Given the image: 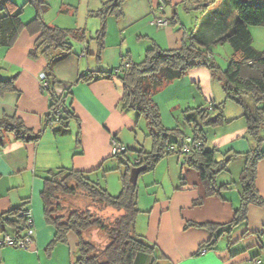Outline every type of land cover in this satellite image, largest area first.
I'll return each instance as SVG.
<instances>
[{
  "label": "crops",
  "instance_id": "obj_1",
  "mask_svg": "<svg viewBox=\"0 0 264 264\" xmlns=\"http://www.w3.org/2000/svg\"><path fill=\"white\" fill-rule=\"evenodd\" d=\"M45 1L49 8L44 19L50 25L86 28L87 31L90 25L92 29L100 26L99 22H90L89 19L93 17L90 12L101 7V0ZM16 2L20 4L19 1ZM181 3L182 0H168L164 10L157 12L159 0H126L119 27L125 31L126 28L140 24V31L143 29L146 38L152 40L150 44L144 41L148 44L147 48L154 42L162 48L179 47L194 29L188 27L178 13L177 6ZM82 6L83 24L79 13ZM215 8L220 7H212L203 12V18H207ZM185 9L187 10L186 6ZM34 12L35 8L29 15ZM156 14L169 17L170 25L155 27L151 22ZM231 15L233 17L229 19ZM210 16L213 18L205 22L202 29L207 32L208 39L215 40L230 30L237 13L224 6V12ZM25 19L22 18L27 22ZM250 30L254 46L264 50V38L257 42L261 34L264 35V27L252 26ZM38 37L39 33L32 34L25 29L20 32L14 45L0 46V75L15 78L14 90L0 92V119L4 116H19L38 137L35 141L22 140L9 132L0 142V214L22 205L31 208L36 230L34 241L28 249L6 245L2 243L4 237L15 234L10 225H5L0 220V264H78L76 234L70 233L66 243H58L49 248L56 230L45 220L41 192L50 170L65 167L97 173L113 155L114 136L122 142L119 134L125 128L133 127L135 118L131 112L134 110L120 106L124 88L118 76L91 82L80 81L78 77L86 71L111 72L118 64L120 66L122 62L125 63V59L131 61L134 54L131 48L126 50L128 46L126 48L124 40L115 43L114 37L108 35L107 40L105 38L106 47L98 60L96 53L99 45L96 40L75 41L81 46L80 55L77 56L73 50L54 69L56 76L62 81L57 86L58 93H64L65 88L69 87L66 103L71 104L76 115L70 120V131L62 134L55 129L59 127V123L47 124L51 97L42 88V75L48 58L30 56V50L36 46ZM221 44L224 43L212 45L214 55L215 48H219ZM86 48L88 52L84 55ZM129 53L130 56L127 55ZM216 80L207 67L200 66L189 70L182 78L169 83L159 92L173 88V91L179 93L187 86L192 89L193 98L198 99L196 105L204 106V101H208L209 105L206 106L210 107L212 103H221L225 98L222 83L218 84ZM157 94L154 99L159 105ZM203 96L205 99L201 100ZM234 104L236 103L227 101L224 106L229 123L205 128V147L216 148L219 158L227 154H238L230 162L229 169L217 176L219 186L228 184L219 195L206 197V188L200 174L183 164L181 156L172 154L159 160L157 170L158 166L162 168V176L156 177L158 179L155 183L158 185L157 189L160 186L164 192L161 193L159 189L151 207L141 210L142 215L138 214L136 220V231L139 228L137 233L144 235L159 249L157 261L153 264H248L252 258H258L264 264V205L249 204L246 220L233 225L231 223L236 210L241 206L237 182L245 163L243 154L254 146V141L248 136V123L242 115V107H233ZM175 107L184 112L196 106L188 98L170 106L173 115L176 114ZM163 124L167 128L178 126L186 135L192 133V130L185 131L183 125L186 123L179 120L177 124ZM74 131H77L76 145H73L71 137L64 139L67 134H72L73 137ZM261 135L264 137V128ZM68 154H72L71 157ZM181 185L184 188L181 189ZM256 185L264 197V158L258 164ZM201 198L202 203L195 204ZM188 222H210L218 224V227L210 229L205 226H187ZM204 249L206 252H203ZM153 259V256L142 254L135 264H152Z\"/></svg>",
  "mask_w": 264,
  "mask_h": 264
},
{
  "label": "trees",
  "instance_id": "obj_2",
  "mask_svg": "<svg viewBox=\"0 0 264 264\" xmlns=\"http://www.w3.org/2000/svg\"><path fill=\"white\" fill-rule=\"evenodd\" d=\"M126 0H101V7L91 11L90 14L101 21V27L96 34L90 36L86 28H61L48 24L44 19L49 5L45 0H26L34 6L35 16L28 22L22 20L24 5L15 0H0V46L11 47L16 42L20 32L28 30L32 34L39 33L36 46L30 50V56L37 58L45 56L48 63L45 69L46 90L51 97V104L47 114V124L54 125L62 134L70 131L69 124L75 112L71 104L66 103L69 87L65 94H59L57 86L62 81L56 76V64L73 51V42L96 40L99 47L97 59H101L106 47L107 18L115 15L123 16V5ZM220 0H182L187 10L206 12L212 7L211 14L224 12ZM167 3L168 0H165ZM232 10L237 13L230 30L215 40L208 39L206 31L199 29L190 33L181 46L176 48H162L153 43L146 50L145 58L141 61H124L111 72L86 71L80 73V81L91 82L99 79H111L114 75L122 81L124 93L120 106L132 109L139 116L147 119L150 135L153 140L151 150H142L135 163L128 164L127 171L121 176L122 189L119 194H112L106 186L98 180H93L91 172L74 168L61 167L49 171L45 178L41 199L44 205V216L48 224L55 227V235L49 244L52 248L58 243H66L70 233L78 237L76 263L78 264H135L139 256L145 254L153 256L152 264L157 261L158 247L151 244L148 239L136 231V220L141 212L139 207L138 185L130 180L131 169L134 166L146 165V170L156 166L165 156L177 154L183 159V164L195 169L206 188V197L219 195L228 184L219 186L217 176L229 169V164L238 155L236 153L224 155L219 158L216 148H207L205 128L217 127L230 122L224 113L227 101L235 102L242 107V115L248 123V136L254 141L243 155L245 163L237 182L241 195V206L236 210L231 222L237 224L246 220L248 206L251 203L264 205V197L259 193L256 178L258 164L264 158V137L261 130L264 128V50L257 49L253 44L252 26L264 27V0H228ZM207 16L205 22L211 21ZM216 43H229L232 54L229 65L224 70L217 62L212 45ZM88 49H84V55ZM205 66L214 77L222 83L225 99L221 103H212L210 107L198 106L184 110L185 123L192 126L191 135L194 140L201 142L200 149L185 152L181 139L186 135L178 126L167 128L162 121L159 105L154 96L169 83L182 78L186 73L196 67ZM14 77L0 75V92L15 89ZM60 113V114H59ZM14 133L22 140H37L35 133L27 127L19 116H4L0 119V142L7 133ZM113 139H117L114 136ZM80 141V135H78ZM128 146L121 153L112 157L126 155ZM128 162V160H127ZM180 188H184L182 185ZM83 191L94 205L102 210L111 208L118 212L112 222L108 218L98 215L91 208L75 209L68 216L61 215L59 195L74 196ZM203 198L195 204H201ZM25 206H18L0 214V220L10 225L15 238L23 237L27 228V219L21 214ZM187 226L208 227L215 229V223L188 222ZM91 228L104 230L109 242L104 249H100L93 242L87 240L85 232ZM35 238V237H34Z\"/></svg>",
  "mask_w": 264,
  "mask_h": 264
},
{
  "label": "rangeland",
  "instance_id": "obj_3",
  "mask_svg": "<svg viewBox=\"0 0 264 264\" xmlns=\"http://www.w3.org/2000/svg\"><path fill=\"white\" fill-rule=\"evenodd\" d=\"M17 1H19L20 4H25L22 18H26L25 20H27L28 22V20L32 18L35 14L34 12V14L32 13L31 15H29L34 10L33 6L29 3L28 4L25 3L26 0H17ZM75 1L78 2V0H75ZM218 4L222 6L223 9H224V6H225V9H227V5L229 6L228 0H220ZM177 9L179 10L178 13L181 15L182 20L183 19L185 20L184 22L187 24L188 27L191 26L192 28H194L193 29L194 31H199V29H202L206 25L205 24L206 17L203 18L204 16L203 11L192 10V13L189 14V12L185 9V6L183 3L179 4L177 6ZM79 13H80V22L83 24L84 22L82 21V17L84 15L83 6L80 8ZM234 13H236L235 10H234ZM121 17L118 18L115 15H110L107 18L106 40H107L108 35L109 37L110 36L114 37L115 43H121L122 40H124L126 48L128 46L126 50L131 48L132 53L134 54V56L131 57L130 60L131 61H136V60L141 61L145 58V54H146L145 50L148 45V44L146 45L144 41H148L150 44V41L152 42V40H149L146 38L145 36L146 33L145 31H143V29H141L140 31L139 29V27H141L140 24L134 25L130 28H126V30L123 31L119 27V21ZM232 17L233 15H231L229 19H232ZM90 19H89L90 22L97 21L100 24V26H98V28H95V29H92L91 25L90 27H88L89 34L92 33L90 34V36L92 35L94 36L97 30L100 29L101 27V21L100 19L94 16ZM154 25L155 27L157 26L156 24ZM178 25L181 26L180 23ZM258 29H263V28H258ZM262 38H264L263 34H261L260 39H258L257 42L262 40ZM257 44L258 46H261L260 43H257ZM163 48L169 49V47L167 46ZM73 50L76 52L75 54L77 56L80 55V51L82 49L78 42L76 43L73 42ZM215 50H216L215 58L217 62L220 64V66L225 70L229 65L230 54L231 52H233L231 49V46L229 43H224V44H221L219 48L216 47ZM125 53H127V51ZM127 55L130 56L131 53ZM125 61L127 60L125 59ZM117 66H119V64ZM216 81L218 84H220V81L218 80V78ZM195 87L196 89H198L197 85H195ZM191 92H192V89L187 88L186 86L179 93L177 91H173V88H167L166 90L161 91L157 94L156 100L159 102V108L161 111L163 122L171 123V124H177L178 120L181 122H185L184 112L181 110H178V107L177 108L175 107L174 112H176V114L173 115L172 111L170 110V106H173V104L178 103L180 101H185L188 98L190 99V102L192 104H195L196 107L199 106V105H196L198 102L197 101L198 99L193 98V95ZM200 93L203 95V92L200 91ZM178 98H181V100ZM203 98L204 96L201 98V100ZM206 105H209L208 101H204V106L207 107ZM233 107H240V106L237 104H234ZM131 113L133 117L135 118L134 120L135 123L133 127L131 129L125 128L122 131V133L119 134L121 138L120 140L122 141L121 143L125 146H128L129 148L128 151L126 152V155L109 158L108 161L106 162V165L102 169H100L97 173L91 172L90 174L93 180H98L102 185L106 186L107 189L114 195L119 194L122 189L121 176L124 172L127 171L128 164H133L135 163L137 158L139 159L142 158V157H139L140 154L144 155L143 153H141V151L151 150L153 146V140L150 135V128H149L147 119L145 118L144 115L139 116L136 111H132ZM183 126H184L185 131L187 132H190L192 130L187 123ZM73 135H74L73 136L74 139L72 137V134H67L66 136H64V139L65 140L70 139L71 137L74 143L73 145H76L75 137L77 135V131H74ZM263 148H264V145H263ZM71 155L72 154H68L67 156L71 157ZM157 164L154 168L145 170L142 173H140L138 177L137 185L139 189V207L141 210L149 209L151 205L153 204V202L156 200L155 198L156 194L157 193L159 194L160 190H161V193L164 192L162 188L160 189V186L157 189L158 185L155 183L156 180L158 179L156 177L162 176V170H161L162 168L158 166V170H157ZM166 183L165 184L168 186L167 181ZM59 202L61 205L59 213H61V215L62 214L65 215V217L68 216V214L75 209L84 210L89 206H90L89 208H91L98 215H102L103 217L108 218L110 222H112L114 218L118 215V212H116L115 210L111 208H106L102 210L98 206L94 205L91 199L83 191H79L74 196H68V195L61 194L59 195ZM139 215H142V212H140ZM84 236L87 240L93 242L100 249H104L109 242V238L107 237L106 232L98 228H91L87 230Z\"/></svg>",
  "mask_w": 264,
  "mask_h": 264
},
{
  "label": "built area",
  "instance_id": "obj_4",
  "mask_svg": "<svg viewBox=\"0 0 264 264\" xmlns=\"http://www.w3.org/2000/svg\"><path fill=\"white\" fill-rule=\"evenodd\" d=\"M165 6H166L165 0H159L157 12L159 11L162 12ZM151 23L156 24L159 27H164L170 24V19L156 14V17L152 20ZM42 80H43V85L47 86L48 82L45 80V74L42 75ZM180 142L182 143V147L185 152H189L194 148L195 149L201 148V142L198 140L197 141L194 140L191 135H185ZM124 149H125V145H123L119 140L113 139V154L121 153ZM21 214L27 219V228L24 236L20 238H15L12 235L7 234L4 237L2 243L17 248L28 249L34 241L35 231H36L33 211L31 208H27L22 210ZM203 252H206V249H204ZM248 264H261V260L258 258H252Z\"/></svg>",
  "mask_w": 264,
  "mask_h": 264
},
{
  "label": "water",
  "instance_id": "obj_5",
  "mask_svg": "<svg viewBox=\"0 0 264 264\" xmlns=\"http://www.w3.org/2000/svg\"><path fill=\"white\" fill-rule=\"evenodd\" d=\"M146 170V165L134 166L131 169L130 180L132 183L137 184L140 173Z\"/></svg>",
  "mask_w": 264,
  "mask_h": 264
}]
</instances>
